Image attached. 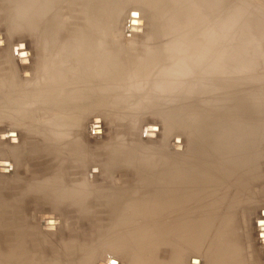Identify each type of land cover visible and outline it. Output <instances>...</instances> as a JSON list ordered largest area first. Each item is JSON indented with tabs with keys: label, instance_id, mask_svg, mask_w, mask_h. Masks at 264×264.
<instances>
[{
	"label": "bare ground",
	"instance_id": "bare-ground-1",
	"mask_svg": "<svg viewBox=\"0 0 264 264\" xmlns=\"http://www.w3.org/2000/svg\"><path fill=\"white\" fill-rule=\"evenodd\" d=\"M24 1L33 5L40 0ZM113 1L77 0L83 17L90 26L102 29L101 38L106 43L116 34L118 41L121 36L114 30L118 27L113 29ZM210 1L217 7L222 3L221 0H203L202 3L208 5ZM9 9L15 15H26L28 20L24 26L12 25L14 30L20 32L25 27L28 34L44 32V35L43 39L39 38L38 57L32 62L26 59L31 65L29 72L26 70L28 65L19 61L23 59L20 53H25V57L28 55L23 40L14 41L15 53L7 51L10 50L5 48L7 45L0 44V50L8 52H4L5 56L1 54V58H7L5 62L0 61V227H4L0 239L6 237L5 241L10 243L3 247L6 249H0V264H7L10 258L15 259V264H34L27 257L33 250L28 240L32 241L36 234L40 235L36 242L42 246L48 245L44 238L57 236L59 248L69 255L75 252L77 246L72 247L73 234L67 228V221L57 223L56 216L64 217L67 206L79 207L85 217L94 215L90 197L96 190L88 176L97 162H85L82 154L93 159L96 156L88 141L94 130L96 110L111 105L112 100L118 104L125 101L128 92L142 95L144 83L136 77L138 69L136 73L118 69L104 79L90 74L88 77L74 75L69 69L70 57L75 50L74 39L61 32L46 33L48 5L43 3L38 9L27 11ZM158 18L164 24L163 38L170 67L156 73L146 99L153 103L160 100V104L155 103L154 110L163 111L161 102L166 98L168 112L174 113L167 121V132L156 147V154L145 155L138 153L134 146L123 147L118 137L100 146L108 152L107 160L98 163L99 169L108 171L120 165L127 170L133 169L125 175L128 178L132 173V179L126 178L119 188L108 193L104 202L111 219L98 231L103 240L98 248H91L77 260V264H120L119 260L123 264H244L246 257L252 262L254 254L249 248L248 235L242 237L226 219L217 221L215 210L205 211L204 206H193L202 191L211 185L217 188L223 178L234 176L237 179L236 175L241 171L252 175L257 172L256 177L260 175L258 167L262 156L259 146L264 142V114L256 113L249 127L243 124L237 87L238 76L245 68L241 47L232 31L229 32L231 35L227 34L215 23L209 30L207 16L202 12L186 17L159 15ZM181 18L195 19L202 28L190 30L189 23L185 22L177 29ZM94 35L96 33L93 34V47H98L100 40ZM46 38L50 40L48 43ZM18 44H24V50H16ZM48 47L54 52V58L49 60L54 68L55 73L51 72L54 79L46 71L44 50ZM123 47L136 52L133 45ZM148 48L145 45L144 51ZM250 61L245 58L246 63ZM256 68V72L262 71L264 65ZM111 93H117L115 99ZM148 105L141 103L131 110L146 111ZM86 113L93 115L87 125L84 123L88 119L84 116ZM4 122L13 125L12 128L2 125ZM16 124L21 125V130L15 129ZM147 126L155 125L146 124L143 133ZM9 133H15V136L8 137ZM24 133L27 134L26 141ZM175 133L179 135L173 141L178 144L171 140ZM155 134L158 137V131ZM174 145L177 148H170ZM34 146L40 147L51 162L47 176L36 183L21 178L23 173L20 167L18 173L16 163ZM67 153L76 159L67 161ZM3 166L10 172L7 177V172H2ZM66 171L71 172L68 177ZM31 189L42 193L50 209L38 216L39 225L35 217H28L30 209L24 195ZM21 201V206H17ZM60 210H64L63 213ZM263 210L264 206L258 211L254 232L257 248L264 254V243L260 241L262 238L264 242V237H259L264 234V226L260 225L264 221L260 214ZM54 247H50L55 254L52 264H61L62 257Z\"/></svg>",
	"mask_w": 264,
	"mask_h": 264
},
{
	"label": "rangeland",
	"instance_id": "rangeland-1",
	"mask_svg": "<svg viewBox=\"0 0 264 264\" xmlns=\"http://www.w3.org/2000/svg\"><path fill=\"white\" fill-rule=\"evenodd\" d=\"M192 1L114 0L112 7L114 9H112L114 20L113 29L118 27L114 30L119 31L121 34L119 38V41L123 43L121 44L117 39V34L112 37L109 43H106L104 39L101 38L102 29L95 25L90 26L91 23L83 17L77 0H40L39 2L37 1L38 3H34L35 5H29V2L24 0H0V44L4 45V47L7 45L8 48L7 46L5 48L10 49L7 51L14 52V47L16 46L14 41L23 40V43L28 47V55L25 57V53H20L19 56H23L24 60L22 59L19 61L25 62L23 63L24 65H28L26 68V70L28 69L27 72L31 71V65L28 64V61L32 62L38 57V42L39 38L40 40L43 39L44 34L42 33L44 32L28 34L26 33L25 27H22L23 29H21L20 32L14 30L13 27L15 26L12 25L24 26L28 20L26 19V15H15L9 8H16L19 10L21 8V10L23 9L22 11H27L31 8L35 10L44 3V5H48L49 9L45 21L46 33L52 35L55 32H61L62 35H70L74 39L73 43L75 50L70 57L69 63V69L74 75L88 77L90 74L98 79H104L108 77L112 71L117 72L118 69H128L130 73H136L138 69L136 77H139L140 80L142 79L144 83V98L143 93L141 95L138 92H128L126 94V96L128 95V99L125 100L126 102L122 101L118 104V102L112 100L111 105H104L96 110L93 119L95 125L93 126L94 130L92 131V137L88 134L90 137L88 141L92 147H94L96 156L93 159L85 153L82 154V159L85 162H95V160L97 162V165H94L96 168H92V172L89 176L87 174L88 172L85 171V175L89 177V181H91L96 190L90 197V204L94 210V215L85 217L83 213H80L79 207L67 206L68 212L64 217L56 216L57 220H59L57 223L62 224L67 221V228H69L73 234L70 239V241H72V247L73 245L77 246V248L75 247V252L72 251V254L69 255L68 252L62 250V247L59 248L60 240H57V236L44 238L48 245L42 246V244L36 242V240L40 238V235L36 234L32 241L28 240L29 246H31L30 248L33 249L28 253V261H33L34 264H43L42 262H45L44 264H52L55 254L51 248L55 246L54 248L56 250L58 249L57 253L62 257V260H60L61 264H77V260L84 256L88 250L91 248L96 249L100 246L103 236L98 233V231L100 232L101 227H103L101 229H104L111 219L110 210L105 206V198L109 192L122 185L127 178L125 176L126 173L133 172V169L127 170V168L125 169V167L120 165L108 171H101L98 163L101 164V161L105 162V160H107L108 152V149L101 150V145L110 142L114 137H118V142L124 145L123 147L132 148V146H134V149H136L138 153L141 152L145 155L156 154V147L159 146V142H161L163 136H165L167 132V121H169L170 115L173 116L172 114L174 113L171 112V114L167 110L169 106L167 104L168 99L164 98L161 102L163 111L154 110L156 109V102L153 103L151 100L146 99L151 81L156 77V73L167 70L170 67L166 57L165 38H163L164 24L162 23L163 20L162 22L159 20V15L186 17L194 13L202 12L203 15L207 16L206 20L209 30L212 29V25L215 23L219 26L218 28L220 30L227 31V34L232 31L231 34L237 38L238 44L241 47L243 54L241 60L242 65L245 67L244 72L238 76L237 83L243 124L249 127L255 120L253 116L256 113L264 114V70L256 72V67L258 65H264V0H221L222 3H220V7H217L214 1V5L212 1H210L208 5L203 4V0ZM4 6H6L7 9ZM70 9H72V12ZM56 13L57 15H55ZM179 21L180 27L178 26L177 29H180L182 27L181 24L185 22L189 23L190 30L193 29L198 31L202 28L195 19L188 20L186 18H181ZM256 29L259 31L257 32ZM41 30L39 31L41 32ZM94 33H96L94 38L100 40L98 47H93L92 40ZM22 37L24 39H22ZM49 41L50 40L46 38L45 42L48 43ZM132 45L137 54L123 47ZM145 45L150 47L146 52L144 51ZM20 49L24 50V44H18L16 50ZM7 51L0 50V58L1 54L3 55L4 52ZM44 53L47 55L46 71L49 77L54 79V75H51V72H54V68L49 64V60L54 58L53 49L48 47L46 51L44 50ZM249 53L251 55H249ZM13 58L15 59V57ZM27 58L28 61L26 60ZM245 58H249L251 61L246 63ZM6 59V57H2L0 60L1 63H4ZM140 64H142V66H140ZM152 65L154 67H151ZM4 66L6 67L7 64ZM2 68L4 69V67ZM18 69H20L19 66ZM20 72L21 71H19V73ZM116 94L117 93H111L113 99H115ZM158 101L160 100H157V103L160 104ZM141 103H149L152 106L148 105L146 111L138 110V108L131 110ZM83 111L84 110H82V113ZM88 115L87 113L84 114V116L88 118L84 121L86 125L89 123L91 116H93L91 114ZM146 124H154L155 126H147L145 128L146 131L143 133V127ZM2 125L9 126V129L13 126L5 122ZM14 127L17 131L22 128L19 124H16ZM147 129L150 130L147 131ZM157 131L158 137H156L155 134ZM24 132L26 131L24 130ZM147 132L152 134V136H147ZM178 135L179 134L175 133L171 139L175 144H178V142L173 140H176ZM7 136H15V133H9ZM22 138L23 135L21 136V139ZM147 138H150L151 141ZM24 140H27L26 133H24ZM34 140H36V137ZM170 148H177V146L174 145ZM180 148L181 146L179 145L178 149L180 150ZM259 153L262 156L258 167V172L260 173V175L258 174L259 177H256L257 172L252 175L245 171H241V173H237V179L234 176L223 178L217 188L211 185L207 190L205 189L202 191V194L193 205L196 207L204 206L205 211L211 209L215 210L217 221L226 219L231 225L237 228L242 237L248 235L250 239V243L248 242L249 248L252 251L251 253L254 254V257L252 262L246 257L244 259V264H264L263 250L260 251V249L257 248L256 233L254 232L258 211L264 206V142L259 146ZM65 158L67 161L76 159L74 155H70L69 153L65 155ZM16 161L18 173V167H20V172L23 173L20 177L29 180V182L33 181L36 183L42 181L43 178L47 176L48 170H50L51 162H48L45 157V152L41 151V148L38 146H34L32 150L30 149V152H25L21 160ZM91 166L92 165H90V167ZM2 168V172H7L5 173L7 177L10 173L9 170L6 166ZM70 173L71 172L66 171V177H68ZM131 175L127 179L131 180ZM131 184H133V182ZM24 196H26V205L29 206L30 209L28 211V217H30V215L35 217V222L39 225L38 216H40L42 212L50 210L49 205L43 200L42 193L36 192V190L33 191V189H31L27 195ZM23 201L17 206H21ZM63 211L60 210V213H63ZM3 215L4 214H2V216ZM7 217H9L8 214ZM261 218H264L262 214ZM1 222L3 223V221ZM258 228L260 230L259 225ZM3 230L4 227H0V233H2V235L4 233ZM5 239H0V249H6L3 247L10 244L6 242ZM66 239L68 243V235H66ZM260 241L264 243L262 238ZM245 245L247 244L245 243ZM40 259H43V261L39 262ZM93 259L94 258H92V260ZM119 263L123 264L121 260H119ZM7 264H15V259L10 258Z\"/></svg>",
	"mask_w": 264,
	"mask_h": 264
},
{
	"label": "water",
	"instance_id": "water-1",
	"mask_svg": "<svg viewBox=\"0 0 264 264\" xmlns=\"http://www.w3.org/2000/svg\"><path fill=\"white\" fill-rule=\"evenodd\" d=\"M150 129H147V131ZM147 136H152V134H147ZM262 216L264 217V211L261 212ZM260 225L264 226V221L260 223ZM259 237H264V234H260Z\"/></svg>",
	"mask_w": 264,
	"mask_h": 264
}]
</instances>
